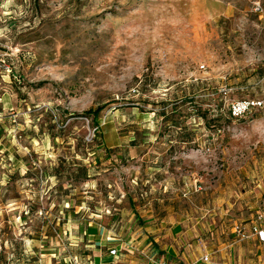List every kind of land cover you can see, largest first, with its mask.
<instances>
[{
  "label": "rangeland",
  "instance_id": "1",
  "mask_svg": "<svg viewBox=\"0 0 264 264\" xmlns=\"http://www.w3.org/2000/svg\"><path fill=\"white\" fill-rule=\"evenodd\" d=\"M241 100L264 102V0H0V264L263 225L264 103Z\"/></svg>",
  "mask_w": 264,
  "mask_h": 264
},
{
  "label": "crops",
  "instance_id": "2",
  "mask_svg": "<svg viewBox=\"0 0 264 264\" xmlns=\"http://www.w3.org/2000/svg\"><path fill=\"white\" fill-rule=\"evenodd\" d=\"M255 225L253 221L250 224L240 227L243 233L248 235V238L245 239L233 233L230 238L224 237L221 241L217 239L213 244H207L206 242L202 243L201 241L198 243L199 246L192 247L191 244L183 243L184 246L192 247L194 251H198V254H187L188 257L184 256V253L178 256L172 244H163L162 241L160 242L157 238L150 241V243H154L150 254L145 250L139 251L142 243L149 241V236L145 235V233L140 234L136 239L134 238V241L122 243L121 245L124 244L126 246L124 250H126L129 255H120L119 249L117 248L118 244L116 243L117 239L110 238V241L106 244L110 245L108 250L115 249L117 251L116 256H111L108 252H100L99 249L98 253L95 252L94 258L89 264H115L116 262H121V264L127 262L128 264H174L169 262H174L177 257L183 264H203L200 260L203 256L207 255L211 263L206 262L205 264H256V259L258 260V264H264V241L259 240L257 236L252 233V227ZM258 227H262V224ZM233 232H235V229ZM106 244L103 243L102 246H106ZM134 251H137V256L135 257L132 256ZM140 253L143 254V256H141ZM119 257L121 258L119 259ZM178 263H180V261Z\"/></svg>",
  "mask_w": 264,
  "mask_h": 264
},
{
  "label": "built area",
  "instance_id": "3",
  "mask_svg": "<svg viewBox=\"0 0 264 264\" xmlns=\"http://www.w3.org/2000/svg\"><path fill=\"white\" fill-rule=\"evenodd\" d=\"M262 100H241L231 103L229 107V112L233 117H241L248 113L253 108H261L263 105ZM259 220H262L264 222V216L260 215L258 217ZM235 233L242 239L248 238V235L243 233L240 227H235ZM252 233H254L259 240L264 241V224L262 227L253 226L252 227ZM117 251L115 249L109 250V255L116 256ZM204 262H207L208 258L207 256H204L202 258Z\"/></svg>",
  "mask_w": 264,
  "mask_h": 264
},
{
  "label": "trees",
  "instance_id": "4",
  "mask_svg": "<svg viewBox=\"0 0 264 264\" xmlns=\"http://www.w3.org/2000/svg\"><path fill=\"white\" fill-rule=\"evenodd\" d=\"M102 108L103 107H98L96 109H89L86 112L81 114V116L91 117V121H92V124L94 125L95 131L98 129V119H99L100 112H101ZM98 134H99V132H98ZM78 173H79L78 180H80L81 182H84L88 179L89 175H88L87 168H85L83 166L78 167Z\"/></svg>",
  "mask_w": 264,
  "mask_h": 264
}]
</instances>
